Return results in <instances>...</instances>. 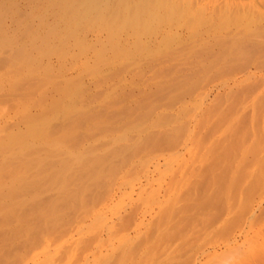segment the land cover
I'll return each instance as SVG.
<instances>
[{
  "label": "rangeland",
  "instance_id": "1",
  "mask_svg": "<svg viewBox=\"0 0 264 264\" xmlns=\"http://www.w3.org/2000/svg\"><path fill=\"white\" fill-rule=\"evenodd\" d=\"M59 1L0 0L1 107L32 86L54 164L0 264H216L264 221V0H150L143 30L140 0Z\"/></svg>",
  "mask_w": 264,
  "mask_h": 264
},
{
  "label": "bare ground",
  "instance_id": "2",
  "mask_svg": "<svg viewBox=\"0 0 264 264\" xmlns=\"http://www.w3.org/2000/svg\"><path fill=\"white\" fill-rule=\"evenodd\" d=\"M52 1H54V0H52ZM62 1L60 0L59 2L63 3L64 6L66 8H68L67 11L75 13L76 15L80 16V18L81 17L83 18L84 16H82V15L84 13L86 14V12L88 13V10L89 11L91 10L93 12H97L98 14L100 13L99 8H101V7L98 8V4H97V2L99 0L98 1L97 0H62ZM11 2H13V1H11ZM100 2H102V1H99V3ZM152 2H153V0H152ZM150 3H151L150 0H142V1L140 0L138 4H136L135 6H132V9H133V7H135V8H134V10L130 9V11H134V12H129V13H133V14L135 13V14L134 15L132 14V16L129 17V20L126 19L122 24L120 23L121 24L120 26L123 27V25L124 26L132 25V27L136 28L137 30L140 27H142V30H143V27H145V26L147 27L149 24H151L149 21H151L153 19L155 13L153 14L150 12L151 11ZM154 4L152 6H154ZM12 5H14V4H12ZM165 8H167V7H165ZM0 9L3 10V9H7V8H1L0 7ZM152 10H155V9H152ZM6 11L8 12V10H6ZM0 12H2V11L0 10ZM152 12H154V11H152ZM5 14L7 15V13H5ZM5 14L0 13V19L3 18V16ZM98 14H96V15H98ZM136 14L141 15V17H138V16L135 17ZM166 15H167V13H166ZM96 18H102L101 14L98 15ZM1 22H3L2 19H1ZM148 22H149V24H147ZM103 23H105V22H103ZM147 28H149V27H147ZM136 29L134 30V33L137 31ZM140 30H141V28H140ZM144 31H147V29L146 30L144 29ZM224 47H226V45L223 46V49L225 50L223 52L225 53L226 49ZM226 48H228V47H226ZM222 53H221V56L222 55L224 56V54H222ZM231 53L233 54L236 52L235 51L234 52H230V51L228 52V54H231ZM228 54H227V56H228ZM237 54L240 57L239 53H237ZM241 54H243V53H241ZM227 56H226V58H227ZM226 58H223V59H226ZM233 58H231V59H233ZM236 59H238V58L236 57L234 60H236ZM10 61H11V59H10ZM232 62H233V60H232ZM6 70H8V69H6ZM10 71L11 70L9 69V73L8 74L6 73L7 74L6 78L2 76L4 74L1 75L2 78H0V86L5 85V83L7 84V83H11L12 81L14 82V76H12L13 71L12 72H10ZM20 71H21V69H20ZM20 71H19V73H22ZM27 73H29V71ZM23 85L24 84H22V86ZM16 90H18V88ZM25 91H26V93L17 97V99L14 98L15 101H14V105L12 106V109L14 112L13 116H9L11 112L9 113L8 111L7 112L4 111L5 109H3V107L5 108L6 106H4V104L2 105L3 100L0 101V244L4 243V242L11 241V240L17 241V239H18L17 235L19 233V229L22 226H26V225L30 226V225H32V222L35 221L34 220V214L36 213V209H38V207H39V202L37 201L38 200L37 199V196H38L37 193L41 190V189L39 190V187L41 188L40 184L43 183V188L47 184L49 185L50 182L47 183L46 185H45V183L50 180V171L52 168H54L53 167L54 164L52 163V161L49 160L50 158H48V156H47V158H43L44 160L42 158L40 159L41 156L39 157V154H38L40 151L39 149L43 150V148L37 149V145H36V134L38 132L35 133V131L38 129L35 130V126H34L35 119H34V115L32 113V108H33V102H32L33 88H32V86L28 87L27 90H25ZM9 96L10 95H8V97ZM12 97H14V96H12ZM11 102H13V101H11ZM6 104H7V102H6ZM1 105L3 107H1ZM41 132H42V130H41ZM37 138H38V135H37ZM52 147H54V146H52ZM44 149H45V147H44ZM49 150H50V147H49ZM41 152H43V151H41ZM46 154H48V153H46ZM41 160H42V162H41ZM62 163H64V162H62ZM66 164L67 163H65V166H67ZM59 165H61V163ZM62 165H61V167H62ZM65 166H64V168H65ZM38 167H39V169H38ZM55 173H57V172L55 171ZM91 173H95V172H91ZM51 177H52V175H51ZM53 177H56V176H53ZM58 178H59V176H58ZM53 183H54V181H53ZM53 183H51L50 187L52 186ZM47 187H48V190H47V192H48L50 190H49V186H47ZM51 188H53V187H51ZM43 191L45 192L46 188H44ZM40 192H42V190ZM40 192H39V194H41ZM42 198H43L42 200L44 202V197H42ZM45 199H46V197H45ZM47 199H48V197H47ZM47 203H49L48 200H47ZM41 205L43 206L42 203H41ZM47 205H49V204H47ZM50 205L48 207L44 206V208L47 207L49 209V208H51ZM39 208H41V206ZM41 209H42V212H44L43 208H41ZM38 211H39V209H38ZM46 212H49V211H46ZM40 214H41V212H40ZM43 215H45V214L43 213ZM43 215H42V217H43ZM38 218H40V216L37 217L36 219L39 220ZM37 220H36V222H37ZM253 222L254 221L247 220V221L243 222L242 226H239L240 228L238 230V236H237L238 239H236V237L231 236L227 241L228 256L220 259L216 264H264V221H262V222L259 221V224H253ZM39 225L42 226L41 224H39ZM29 226H27V227L29 228ZM35 226L36 225L33 223L32 228H36ZM229 232H231V230ZM16 237H17V239H15ZM16 241H14V242H16ZM238 242H240V246L242 247L239 249L240 252L238 250H237L238 252H236V250L232 251V246H234Z\"/></svg>",
  "mask_w": 264,
  "mask_h": 264
}]
</instances>
